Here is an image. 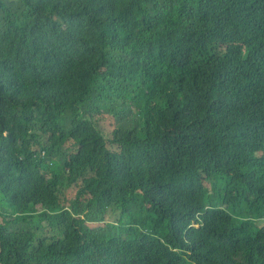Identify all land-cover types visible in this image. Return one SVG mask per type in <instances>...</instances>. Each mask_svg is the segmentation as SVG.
<instances>
[{
  "label": "trees",
  "instance_id": "1",
  "mask_svg": "<svg viewBox=\"0 0 264 264\" xmlns=\"http://www.w3.org/2000/svg\"><path fill=\"white\" fill-rule=\"evenodd\" d=\"M262 7L0 0V264H264Z\"/></svg>",
  "mask_w": 264,
  "mask_h": 264
},
{
  "label": "bare ground",
  "instance_id": "2",
  "mask_svg": "<svg viewBox=\"0 0 264 264\" xmlns=\"http://www.w3.org/2000/svg\"><path fill=\"white\" fill-rule=\"evenodd\" d=\"M223 6H224V5H223ZM225 6H226V5H225ZM227 8H228V7H227ZM262 8H264V7H262ZM222 9H224V7H223ZM225 9H226V8H225ZM263 10H264V9H263ZM224 11H225V10H224ZM260 12H262V11H260ZM143 25H144V24H143ZM147 26H149V25H147ZM151 26H153V25H151ZM145 27H146V26H145ZM141 28H142V27H141ZM141 28H139V29H141ZM142 30H143V29H142ZM142 30H141V31H142ZM147 31H148V29H147ZM217 32H218V31H217ZM134 33H135V32H134ZM211 33H212V32H211ZM222 33H223V32H222ZM182 34H183V33H182ZM208 34L210 35V33H208ZM219 34L221 35V33H219ZM222 35H223V34H222ZM222 35H221V36H222ZM207 38H208V37H207ZM129 48H131V47L129 46ZM133 49H134V48H133ZM139 50H140V49H139ZM148 53H149V52H148ZM147 55H148V54H147ZM135 56H136V54H135ZM137 56H138V55H137ZM134 60H135V59H134ZM136 60H137V58H136ZM129 61H130V60H129ZM140 62H141V61H140ZM201 65H202V64H201ZM194 66H196V65H194ZM194 66L192 67L193 69H194ZM203 66H204V64H203ZM203 66H202V67H203ZM147 67H148V66H147ZM205 67H206V66H205ZM129 68H130V67H129ZM204 69H205V68H204ZM208 69H210V68H208ZM129 70H130V69H129ZM191 70H192V69H191ZM191 72H192V71H191ZM207 72H208V71H207ZM189 74H190V73H189ZM192 75H193V74H192ZM42 76H43V75H42ZM190 76H191V75H190ZM213 78H214V77H213ZM98 84H99V83H98ZM207 84H208V83H207ZM262 84H263V82H262ZM200 85H201V84H200ZM107 88H108V87H107ZM127 91H128V90H127ZM83 93H84V92H83ZM70 99H71V98H70ZM88 101H89V100H88ZM224 101H225V100H224ZM64 104H65V103H64ZM69 105H70V104H69ZM74 105H75V104H74ZM74 105H73V108H74ZM81 105H82V104H81ZM76 106H78V105L76 104ZM82 106H85V105H82ZM134 106H135V105H134ZM71 107H72V106H71ZM80 107H81V106H80ZM141 107H142V106H141ZM143 108H144V107H143ZM85 109H86V108H85ZM83 110H84V109H83ZM83 110H82V111H83ZM141 110H142V109H141ZM146 110H147V109H146ZM137 111H138V110H137ZM147 112H148V111H147ZM123 113H124V112H123ZM107 115H109V114H107ZM134 115H135V114H134ZM88 117H89V116H88ZM139 117H140V116H139ZM85 119H86V118H85ZM129 119H130V118H129ZM82 120H83V119H82ZM70 124H71V122H70ZM81 124H82V123H81ZM68 127H70V125H69ZM2 130H3V128H2ZM160 130H161V129H160ZM255 132H256V131H255ZM5 134H6V133H5ZM7 134H8V133H7ZM254 134H255V133H254ZM2 135H3V134H2ZM29 136H30V135H29ZM29 136H27V137H29ZM234 136H235V135H234ZM21 137H22V136H21ZM232 138H233V137H232ZM22 139H24V138H22ZM107 139H108V138H107ZM256 139H258V138H256ZM259 139H261V137H260ZM110 140L112 141V139H110ZM249 140H250V138H249ZM251 140H253V139L251 138ZM16 141H17V140H16ZM24 141H25V140H24ZM26 141H27V140H26ZM103 141H104V140H103ZM106 141H107V140H106ZM111 141H110V143H111ZM232 141H233V140H231V142H232ZM254 141H255V139H254ZM254 141H253V142H254ZM258 141H259V140H258ZM258 141H257V142H258ZM95 142H96V140H95ZM222 142H223V141H222ZM255 142H256V141H255ZM110 143H109V144H110ZM217 143H218V142H217ZM227 143H228V142H227ZM229 143H230V141H229ZM95 144H96V143H95ZM95 144H94V145H95ZM107 144H108V143H107ZM220 144H221V143H220ZM263 144H264V143H263ZM30 145H32V144H30ZM210 145H211V144H210ZM13 146H14V145H13ZM111 146H112V145H111ZM220 146H221V145H220ZM244 146H245V145H244ZM115 147H116V146H115ZM205 147H207V146H205ZM93 148H94V147H93ZM103 148H104V147H103ZM25 149H26V148H25ZM111 149H112V147H111ZM228 149H229V148H228ZM11 150H13V149H11ZM113 150H114V147H113ZM215 150H216V149H215ZM229 150H230V149H229ZM218 151H219V150H218ZM231 151H232V150H231ZM109 152H111V151H109ZM260 152H262V150H261ZM263 152H264V150H263ZM55 153H56V152H55ZM82 153H83V152H82ZM82 153H81V154H82ZM207 153H208V152H207ZM212 153H213V152H212ZM225 153H226V152H225ZM43 154H44V153H43ZM105 154H106V153H105ZM192 154H193V153H192ZM196 154H197V153H196ZM201 154H202V153H201ZM262 154H263V153H262ZM109 155H110V154H109ZM232 155H233V154H232ZM99 156H100V155H99ZM110 156H111V155H110ZM195 156H196V155H195ZM203 156H204V155H203ZM233 156H234V155H233ZM263 156H264V154H263ZM263 156H262V157H263ZM51 157H52V156H51ZM107 157H108V156H107ZM107 157H106V159H107ZM226 157H227V156H226ZM252 157H253V156H252ZM252 157H251V158H252ZM99 158H100V157H99ZM110 158H112V157H110ZM213 158H214V157H213ZM258 158H259V157H258ZM185 159H186V158H185ZM185 159H184V160H185ZM214 159H215V158H214ZM262 159H263V158H262ZM64 160H65V159H64ZM94 161H95V159L93 160V163H94ZM103 161H104V158H103ZM213 161H214V160H213ZM234 161H235V160H234ZM255 161H256V160H255ZM260 161H261V160H260ZM60 162H61V160H60ZM65 162H66V160H65ZM231 162H232V161H231ZM261 162H263V161H261ZM105 163H107V162H105ZM181 163H182V162H181ZM189 163H190V162H189ZM226 163H227V162H226ZM228 163H229V162H228ZM232 163H233V162H232ZM251 163H253V162H251ZM74 164H76V162H75ZM98 164L101 165L102 163L99 162ZM263 164H264V163H263ZM67 165H68V164H67ZM67 165H66V168H67ZM77 165H78V164H77ZM92 165H93V164H92ZM100 165H97V166L100 167ZM235 165H236V164H235ZM53 166H54V165H53ZM90 166H91V165H90ZM102 166H103V165H102ZM190 166H191V165H190ZM204 166H205V165H204ZM219 166H221V165H219ZM219 166H218V167H219ZM229 166H230V165H229ZM75 167H76V165H75ZM75 167H74V169H75ZM184 167H186V166H184ZM207 167H208V166H207ZM227 167H228V166H227ZM233 167H234V166H233ZM221 168H222V166H221ZM228 168H231V166L228 167ZM234 168H235V167H234ZM238 168H239V167H238ZM213 169H214V168H213ZM216 169H218V168H216ZM222 169H223V168H222ZM225 169H227V168H225ZM69 170H70V169H69ZM186 170H187V169H186ZM258 170H259V169H258ZM179 171H180V170H179ZM187 171H188V170H187ZM199 171H202V170H199ZM204 171H206V170H204ZM207 171H208V170H207ZM218 171H219V170H218ZM222 171H223V170H222ZM222 171H220V173H221ZM252 171H253V170H252ZM252 171H251V172H252ZM184 172H185V171H184ZM212 172H213V171H212ZM216 172H217V171H216ZM216 172H215V173H216ZM68 173H69V172H68ZM193 173H194V172H193ZM199 173H200V172H199ZM218 173H219V172H218ZM218 173H217V174H218ZM96 174H98V173H96ZM187 174H189V172H188ZM191 174H192V173H191ZM191 174H190V175H191ZM212 174H213V173H212ZM178 175H179V174H178ZM190 175H189V176H190ZM197 175H198V174H197ZM199 175H201V174H199ZM214 175H215V174H214ZM179 176H180V175H179ZM253 176H254V175H253ZM186 177H187V176H185L184 178H186ZM194 177H195V176H194ZM201 177H202V176H201ZM203 178H204V177H203ZM203 178H202V179H203ZM207 178H208V177H207ZM207 178H206V179H207ZM211 178H212V177H211ZM253 178H254V177H253ZM89 180H90V179H89ZM203 180L205 181V178H204ZM203 180H202V181H203ZM211 180H212V179H211ZM90 181H91V180H90ZM200 181H201V180H200ZM204 181H203V182H204ZM212 181H213V180H212ZM203 182H202V183H203ZM209 182H210V181H209ZM206 183H207V182H206ZM211 183H212V182H211ZM189 184H190V183H189ZM199 185H200V184H199ZM207 185H209V184H207ZM190 186H191V185H190ZM190 186H189V187H190ZM209 186H210V185H209ZM204 187H205V186H204ZM204 187H203V188H204ZM199 188H201V186H200ZM206 188H207V187H206ZM236 188H237V187H236ZM248 189H250V188H248ZM0 190L2 191L1 188H0ZM190 190H191V189H190ZM190 190H189V191H190ZM193 190H194V189H193ZM210 190H211V189H210ZM235 190H236V189H235ZM243 191H244V190H243ZM251 191H252V190H251ZM193 192H194V191H193ZM244 192H245V191H244ZM0 193H1V192H0ZM2 193H3V192H2ZM2 193H1V195H3ZM62 193H63V192H62ZM62 193H61V191H60V194H62ZM209 193H210V192H209ZM249 193H250V192H249ZM251 193H252V192H251ZM262 193H263V192H262ZM190 194H191V193H190ZM192 194H194V193H192ZM260 194H261V192H260ZM1 195H0V196H1ZM249 195H250V194H249ZM6 196H7V195H6ZM6 196H5V197H6ZM57 196H59V195H57ZM61 197H63V195H62ZM228 197H229V196H228ZM3 198H4V197H3ZM55 198H56V197H55ZM203 198L205 199L204 196H203ZM230 198H231V197H230ZM235 198H236V197H235ZM235 198H234V199H235ZM239 198H240V197H239ZM53 199H54V198H53ZM63 199H65V198H63ZM231 199H232V198H231ZM237 199H238V197L236 198V200H237ZM240 199H241V198H240ZM0 200H1V198H0ZM3 200H4V199H3ZM7 200H8V199H7ZM1 201H2V200H1ZM5 201H6V200H5ZM5 201H3V202H5ZM13 201H14V200H13ZM50 201H51V200H50ZM202 201H204V200H202ZM234 201H235V200H234ZM234 201H233V202H234ZM237 201H238V200H237ZM240 201H241V200H240ZM253 201H255V200H253ZM253 201H252V203H253ZM10 202H11V201H10ZM48 202H49V201H48ZM224 202H227V201H224ZM229 202H232V201H229ZM229 202H228V203H229ZM49 203L51 204V202H49ZM200 203H201V201H200ZM255 203H256V201H255ZM257 203H258V202H257ZM257 203H256V204H257ZM8 204H9V203H8ZM19 204H20V203H19ZM198 204H199V203H198ZM203 204H204V202H203ZM234 204H235V203H234ZM1 205H2V204H1ZM5 205H6V204H5ZM17 205H18V204H17ZM29 205H31V204H29ZM68 205H69V204H68ZM223 205H224V204H223ZM42 206H43V205H42ZM202 206H203V205H202ZM256 206H258V205H256ZM2 207H3V205H2ZM39 207H40V206H39ZM33 208H34V207H33ZM37 208H38V207H37ZM37 208H36V209H37ZM40 208H41V207H40ZM43 208H44V207H43ZM202 208H203V207H202ZM254 208H255V207H254ZM254 208H252V209H254ZM1 209H3V208H1ZM226 209H227V208H226ZM234 209H236V208H234ZM234 209H233V210H234ZM256 209H257V208H256ZM256 209H255V210H256ZM263 209H264V208H263ZM8 210H9V209H8ZM32 210H33V209H32ZM195 210H196V209H195ZM200 210H201V209H200ZM259 210H260V207H259ZM5 211H6V210H5ZM191 212L193 213V211H191ZM199 212H200V211H199ZM255 212L257 213V211H255ZM5 213H6V212H5ZM195 213H196V212H195ZM52 214H54V213H52ZM52 214H51V215H52ZM199 214H200V213H199ZM201 214H202V213H201ZM234 214H235V213H234ZM252 214H253V213H252ZM258 214H259V213H258ZM184 215H186V214H184ZM229 215H230V214H229ZM242 215H243V214H242ZM246 215H247V214H246ZM190 216H192V215H190ZM202 216H203V215H202ZM231 216H232V215H231ZM0 217H1V215H0ZM188 217H189V216H188ZM192 217H194V216H192ZM197 217H198V216H197ZM197 217H196V218H197ZM207 217H208V216H207ZM200 218H202V217H200ZM200 218H199V220H200ZM205 218H206V217H205ZM205 218H204V219H205ZM225 218H226V217H225ZM225 218H224V219H225ZM243 218H244V217H243ZM260 218H261V217H260ZM187 219H188V218H187ZM209 219H210V221L213 220V219H211V218H209ZM218 219H219V216H218ZM221 219H222V218H221ZM185 220H186V219H185ZM185 220H184V221H185ZM215 220H216V217H215ZM242 220H243V219H242ZM182 221H183V220H182ZM205 221H206V219H205ZM205 221H203V222H205ZM208 221H209V220H208ZM198 222H199V221H198ZM181 223H182V222H181ZM183 223H184V222H183ZM193 223H194V222H193ZM201 223H202V221H201ZM215 223H216V222H215ZM180 225H181V224H180ZM189 225H190V224H189ZM195 225H196V224H195ZM209 225H210V223H209ZM181 226H182V225H181ZM205 226H206V225H205ZM196 228H197V227H196ZM180 229H181V228H180ZM185 229H186V228H185ZM198 229H200V228H198ZM206 229H207V228H206ZM194 230H195V229H194ZM203 230H205V229H203ZM47 231H48V230H47ZM49 231H50V230H49ZM183 231H184V230H183ZM183 231H182V232H183ZM197 231H198V230H196V232H197ZM191 232H193V231H191ZM191 232H190V233H191ZM198 232H199V231H198ZM203 232H204V231H203ZM230 232H231V231H230ZM230 232H229V233H230ZM187 233H188V231H187ZM194 233H195V232H194ZM192 234H193V233H192ZM202 234H203V233H202ZM200 235H201V234H200ZM227 238H229V237H227ZM227 238H225V239H227ZM236 238H238V237H236ZM230 240H231V239H230ZM224 241H225V240H224ZM227 241H228V240H227ZM247 241H248V240H247ZM247 241H246V242H247ZM228 242H229V241H228ZM235 242H236V241H235ZM237 242H238V240H237ZM201 244H202V243H201ZM248 244H249V243H248ZM262 244H263V243H262ZM249 245H250V244H249ZM258 246H259V245H258ZM246 247H248V246L246 245ZM261 247H262V246H261ZM250 248H251V245H250ZM198 250H199V249H198ZM178 251H179V250H178ZM196 251H197V250H196ZM213 251H214V250H213ZM263 251H264V250H263ZM202 252H203V251H202ZM206 252H207V251H206ZM214 252H216V251H214ZM218 252H220V251H218ZM226 252H227V251H226ZM194 253H195V252H194ZM194 253H193V254H194ZM221 253H222V251H221ZM221 253H220V254H221ZM224 253H225V252H224ZM241 253H242V252H241ZM179 254H180V253H179ZM198 254H199V251H198ZM202 254L204 255V253H202ZM209 254H210V253H209ZM212 254H213V253H212ZM217 254H218V253H217ZM217 254H216V255H217ZM222 254H223V253H222ZM230 254H231V252H230ZM234 254H235V252H234ZM261 254H262V253H261ZM228 255H229V254H228ZM228 255H227V256H228ZM208 256H209V255H208ZM208 256H207V257H208ZM214 256H215V255H214ZM214 256H213V257H214ZM217 256H218V255H217ZM221 256H222V255H221ZM223 256H224V255H223ZM237 256H238V254H237ZM218 257H219V256H218ZM209 258H210V257H209ZM209 258H208V259H209ZM219 258H220V257H219ZM225 258H226V257H225ZM227 258H228V257H227ZM232 258H233V257H232ZM232 258H231V259H232ZM192 259H193V258H192ZM214 259H216V258L214 257ZM217 259H218V258H217ZM221 259H222V258H221ZM252 259H253V258H252ZM223 260H224V259H223ZM225 260H226V259H225ZM227 260H228V259H227ZM233 260H234V259H233ZM250 260H251V259H250ZM262 260H263V259H262ZM215 261H216V260H215ZM221 261H222V260H221ZM212 262H213V261H212ZM226 262H227V261H226ZM226 262H225V263H226ZM229 262H230V257H229ZM231 262H232V261H231ZM233 262H234V261H233ZM263 262H264V261H263ZM221 263H222V262H221ZM221 263H219V264H221ZM234 263H235V262H234ZM243 263H245V262H243ZM148 264H149V262H148ZM210 264H211V263H210ZM215 264H216V263H215ZM226 264H227V263H226ZM229 264H230V263H229ZM235 264H237V263H235Z\"/></svg>",
  "mask_w": 264,
  "mask_h": 264
},
{
  "label": "rangeland",
  "instance_id": "3",
  "mask_svg": "<svg viewBox=\"0 0 264 264\" xmlns=\"http://www.w3.org/2000/svg\"><path fill=\"white\" fill-rule=\"evenodd\" d=\"M71 197V195L69 196V198ZM0 203H1V200H0Z\"/></svg>",
  "mask_w": 264,
  "mask_h": 264
}]
</instances>
